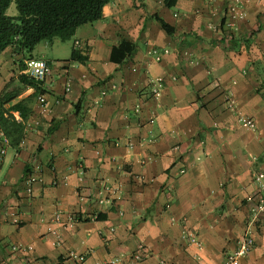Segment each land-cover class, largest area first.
<instances>
[{
  "label": "crops",
  "instance_id": "obj_1",
  "mask_svg": "<svg viewBox=\"0 0 264 264\" xmlns=\"http://www.w3.org/2000/svg\"><path fill=\"white\" fill-rule=\"evenodd\" d=\"M230 2L109 0L73 36L87 62L46 59V104L32 87L7 104L32 108L20 146L0 128V264H225L246 232L239 264H264V0H242L234 35ZM19 58L0 52V96Z\"/></svg>",
  "mask_w": 264,
  "mask_h": 264
},
{
  "label": "trees",
  "instance_id": "obj_2",
  "mask_svg": "<svg viewBox=\"0 0 264 264\" xmlns=\"http://www.w3.org/2000/svg\"><path fill=\"white\" fill-rule=\"evenodd\" d=\"M13 2L18 10L16 16L7 13ZM108 2L109 0H0V52L9 48L20 57L16 62L20 72L19 84L11 88L10 81L0 96V128L9 139L10 145L20 146L24 137L25 122L32 108L28 105L27 99L19 100L8 107L7 104L16 99L27 87L35 89L33 97L43 92L41 87L43 81H36L25 72L26 61L32 58V51L43 40H52L55 37L64 41L71 39L80 26L101 19L104 6ZM228 19L227 16L226 21L223 20L225 29ZM159 21L162 27L173 35L174 28L161 18ZM133 49L134 46L130 42L123 41L113 49L112 59L122 61ZM88 59L87 54L74 47L69 61L85 63ZM16 111L19 112L21 119L14 115Z\"/></svg>",
  "mask_w": 264,
  "mask_h": 264
},
{
  "label": "built area",
  "instance_id": "obj_3",
  "mask_svg": "<svg viewBox=\"0 0 264 264\" xmlns=\"http://www.w3.org/2000/svg\"><path fill=\"white\" fill-rule=\"evenodd\" d=\"M242 0H231V2L228 5V22L226 24V27L229 31L230 34L234 35L236 33V20H241L244 19L246 16V12L241 10L240 7L242 6ZM176 16L178 14H175ZM77 45L80 44V42H76ZM27 63V68L25 72L29 74L32 78H34L36 81H45L48 76L51 74V64L48 62L46 59L42 58H30L26 61ZM153 92L156 95H159V89L154 88ZM264 96V92H263ZM46 95L45 94H39L38 95V102L40 105H45L46 104ZM230 107L234 108V103L230 102ZM240 119L246 123L250 127H254V121L251 118L245 117V116H240ZM8 139V138H7ZM6 140V143H8V140ZM41 179V176L38 175L36 172H31L28 174L26 177V184L28 191H32V187L35 182L39 181ZM256 181H258L259 185L261 186V189L264 190V184L262 182V177L260 175L256 176ZM58 181L55 180L54 184H57ZM264 212V197L260 200V204H258L257 209L255 211V215L252 218V223L255 224L259 218V213ZM59 219V216H57ZM187 240L191 244H195L198 249H202L203 244L202 241L197 237L193 232H188L186 235ZM254 240L249 235L248 232L245 233V235L240 239L238 248L234 250L232 253L228 254L225 258V264H239L240 260L247 255V253L252 249ZM32 249V246H26L23 244H14L12 246L13 251H27ZM194 258L197 261L196 264H201L199 262L200 256L198 253L194 254ZM138 259V256H136V260ZM78 260L80 264H85V257L84 256H78ZM117 260L112 259L109 261H105L101 264H116Z\"/></svg>",
  "mask_w": 264,
  "mask_h": 264
},
{
  "label": "rangeland",
  "instance_id": "obj_4",
  "mask_svg": "<svg viewBox=\"0 0 264 264\" xmlns=\"http://www.w3.org/2000/svg\"><path fill=\"white\" fill-rule=\"evenodd\" d=\"M7 13L10 16L18 15V10L16 8L15 2L11 4ZM73 47L74 37L65 41L60 39L59 37H55L52 40L41 41L32 51V55L40 56L45 59H51L53 68H55L57 67L59 60H65L71 56Z\"/></svg>",
  "mask_w": 264,
  "mask_h": 264
}]
</instances>
